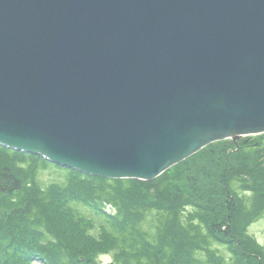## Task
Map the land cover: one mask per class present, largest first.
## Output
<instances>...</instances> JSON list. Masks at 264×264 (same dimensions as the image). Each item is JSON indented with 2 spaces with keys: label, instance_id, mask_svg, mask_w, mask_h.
I'll use <instances>...</instances> for the list:
<instances>
[{
  "label": "water",
  "instance_id": "95a60500",
  "mask_svg": "<svg viewBox=\"0 0 264 264\" xmlns=\"http://www.w3.org/2000/svg\"><path fill=\"white\" fill-rule=\"evenodd\" d=\"M264 134V0H0V145L149 181Z\"/></svg>",
  "mask_w": 264,
  "mask_h": 264
},
{
  "label": "trees",
  "instance_id": "16d2710c",
  "mask_svg": "<svg viewBox=\"0 0 264 264\" xmlns=\"http://www.w3.org/2000/svg\"><path fill=\"white\" fill-rule=\"evenodd\" d=\"M221 144H213L191 159L203 154L204 161L207 151L212 152L216 156L214 161L222 162L220 173L226 176L228 169L223 164L234 152L232 146L215 148ZM190 160L163 174L156 187L175 180L178 168ZM24 164L28 167L23 168ZM51 167L65 171L67 182L64 186L42 189L37 180L38 171ZM236 177L224 179L222 195L228 206L214 211L220 220L216 224L218 228H214L206 218L207 209L203 205L197 203L195 209H186L180 200L172 202L174 195L168 193L171 191L157 195V200L152 197L154 194L136 188L138 184L133 185L129 179L84 175L58 167L40 156L0 146V264H101L102 254H112L110 264H264V255L257 251L261 247H252L251 256L242 254L248 252L246 245L250 242L242 236L262 212L256 207L248 208L243 199L234 197L232 187ZM253 192L260 201V193ZM168 200L172 206L167 204ZM218 200L221 202L222 198L219 196ZM263 203L264 197L262 206ZM77 205L88 207L100 220V236L92 233L96 220L80 214ZM106 205L117 208L116 214L107 213ZM151 217L153 229L149 230L143 225ZM213 243L224 245L232 254L231 261L213 249Z\"/></svg>",
  "mask_w": 264,
  "mask_h": 264
},
{
  "label": "rangeland",
  "instance_id": "374dc122",
  "mask_svg": "<svg viewBox=\"0 0 264 264\" xmlns=\"http://www.w3.org/2000/svg\"><path fill=\"white\" fill-rule=\"evenodd\" d=\"M221 142L223 144L217 145L215 148L221 149L224 148L225 145H227L232 146L233 149H236V152L234 151V153L226 159V163L223 164L228 169L226 176L225 173H220L219 166H222V162H215L214 160L216 159V156H213L214 154L211 155L210 153L212 152L207 151L206 160L203 161V154H200V156L191 159L188 163H186L185 165L183 164L180 168H178L180 170L175 180L164 182L158 187L156 186L160 182V180H162V175L165 173L149 181L138 179L129 180L132 181L131 183L133 185L138 184V187L136 188L140 190L150 191V193L154 194L152 197L157 200V195H161L162 193H164V191L165 193L166 191H171L168 193L170 195H174L171 198L172 202L177 203L178 200H180V202L184 204V206H186V209H195L194 205L200 203L207 209L206 214H208V216L206 218L208 221H210V226L218 228L216 224L219 225L220 220L215 215L214 211H216V209H223L222 206H224V209H226L228 206V204H224L226 203V199L225 196L222 195L224 194L223 187H225L224 179L226 177L230 178L236 175L237 177L234 179L235 184H233L234 188L232 187L233 193L236 195L234 197L243 199L245 205L248 208L253 209L254 207H256L257 210L262 212V215L256 220V222L249 227V229L247 230V234L242 236L244 241H247V238L250 241L248 244L249 246L246 245L249 253L243 251L242 254H253L254 251L252 247H261L262 250L259 249L257 251L260 254L264 255V203L262 206V198L264 197V134L242 136L238 138L237 141L227 139L213 144ZM211 145L207 147H210ZM242 145H244V148L240 149V146ZM207 147H205L204 149H206ZM26 166L27 164H24L22 167L24 168ZM222 169L224 170V167H222ZM187 178L191 179V181L187 182ZM37 180L42 189H47L51 185L64 186L67 182V173L54 167L45 169L41 168V170L39 169L38 171ZM136 181L143 182L148 187H141V184L137 183ZM124 185L129 186L128 184ZM152 188L154 190H151ZM118 189L121 193L124 192V189L121 185H119ZM254 190L260 193V196H258L260 201L254 197ZM219 196L220 198H222V203L218 202ZM187 197L191 198L188 199ZM161 203L163 205V202ZM153 204H155L154 201ZM167 204L172 206L170 201ZM87 208L77 205V209L79 210L80 214L85 217L87 216L90 218H94L96 220L97 223L96 226H94L92 233L96 237H98L100 236L101 232L99 227L100 220L97 219L96 216H94ZM104 208L107 213L113 215L116 214L117 208L113 207L112 205H106ZM149 215L150 213L148 214V216ZM152 217L150 218V220L144 223V228L149 230L153 229L151 221H153L154 219ZM224 229L225 227L221 228L222 231H224ZM238 247H240L241 250V245L238 244ZM212 248L218 249L222 256L231 261L230 257H232V254L224 247V245L220 246L217 243H213ZM242 248L244 249L243 245ZM200 256L201 255H198V257ZM99 258L101 264H110L113 261L112 254H102Z\"/></svg>",
  "mask_w": 264,
  "mask_h": 264
},
{
  "label": "bare ground",
  "instance_id": "6f19581e",
  "mask_svg": "<svg viewBox=\"0 0 264 264\" xmlns=\"http://www.w3.org/2000/svg\"><path fill=\"white\" fill-rule=\"evenodd\" d=\"M233 140V139H232ZM235 141V140H234ZM237 141V140H236ZM1 146V145H0ZM1 147H4V146H1ZM4 148H6V147H4ZM231 148V147H230ZM6 149H9V148H6ZM232 149V153L235 151L236 152V149H233V148H231ZM9 150H12V149H9ZM13 151H15V150H13ZM17 152H20V151H17ZM21 153H24V152H21ZM199 153V152H198ZM25 154H30V153H25ZM197 154V153H196ZM195 154V155H196ZM30 155H37V154H30ZM37 156H40V155H37ZM194 156V155H193ZM193 156H191V157H189V158H187V159H185V160H183L182 162H180L179 164H181V163H184L185 161H187V160H190ZM41 157V156H40ZM43 158V157H42ZM44 159V158H43ZM46 160V159H45ZM53 164V163H52ZM179 164H177V165H179ZM54 165H56V164H54ZM177 165H175V166H177ZM56 166H58V165H56ZM175 166H173V167H175ZM58 167H61V166H58ZM172 167V168H173ZM61 168H64V169H68V168H65V167H61ZM69 170H72V169H69ZM170 170V169H169ZM168 170V171H169ZM73 171H76V170H73ZM168 171H166V172H168ZM77 172H79V171H77ZM165 172V173H166ZM79 173H81V172H79ZM81 174H84V173H81ZM84 175H86V174H84ZM90 176V175H89ZM95 177V176H94ZM102 178V177H101ZM111 180H113V179H111Z\"/></svg>",
  "mask_w": 264,
  "mask_h": 264
}]
</instances>
